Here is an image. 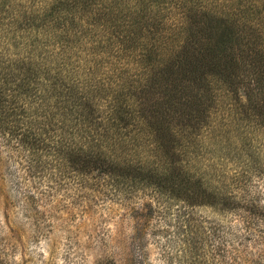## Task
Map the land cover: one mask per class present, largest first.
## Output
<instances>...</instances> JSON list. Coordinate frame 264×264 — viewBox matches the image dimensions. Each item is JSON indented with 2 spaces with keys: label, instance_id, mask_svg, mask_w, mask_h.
I'll return each instance as SVG.
<instances>
[{
  "label": "trees",
  "instance_id": "16d2710c",
  "mask_svg": "<svg viewBox=\"0 0 264 264\" xmlns=\"http://www.w3.org/2000/svg\"><path fill=\"white\" fill-rule=\"evenodd\" d=\"M239 90L263 116L264 0H0V139L24 169L209 202L187 139Z\"/></svg>",
  "mask_w": 264,
  "mask_h": 264
},
{
  "label": "rangeland",
  "instance_id": "374dc122",
  "mask_svg": "<svg viewBox=\"0 0 264 264\" xmlns=\"http://www.w3.org/2000/svg\"><path fill=\"white\" fill-rule=\"evenodd\" d=\"M241 103L242 90L219 94L187 139L188 168L212 192L203 204L115 188L96 171L24 169L0 139V264H264V115Z\"/></svg>",
  "mask_w": 264,
  "mask_h": 264
}]
</instances>
